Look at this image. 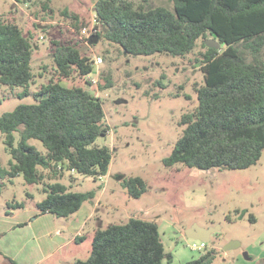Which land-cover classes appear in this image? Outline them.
<instances>
[{
  "label": "trees",
  "instance_id": "obj_1",
  "mask_svg": "<svg viewBox=\"0 0 264 264\" xmlns=\"http://www.w3.org/2000/svg\"><path fill=\"white\" fill-rule=\"evenodd\" d=\"M170 1L173 9L137 7L129 0H97L96 29L103 33L97 30L95 36L102 35L131 56L184 57L200 39L209 35L217 39L225 48H206L202 54L204 84L197 88L198 107L183 116V133L163 163L203 171L248 169L264 152V64L247 60L239 45L253 56L264 52V0ZM65 14L79 29L78 16ZM32 59L31 40L20 26L0 20V88H22L17 96H30ZM53 60L60 78L69 79L74 72L89 77L94 71L93 61L74 45L57 44ZM33 96L37 104H21L0 117V131L11 156L7 167L0 164V195L6 182L19 176L30 185L44 183L40 169L55 174L66 169L96 179L106 176L112 153L106 146L95 145L109 133L101 99L83 87L58 81L43 85ZM17 131L21 138L15 146ZM31 140L40 141L46 152H40ZM122 186L135 199L147 191L139 176L124 180ZM43 191L46 197L37 204L39 212L58 218L75 214L96 195L72 192L59 182ZM8 206L24 204L12 201ZM84 240L79 237L76 242ZM165 255L158 224L130 218L98 229L90 257L73 264H164ZM213 258L209 252L184 264H211Z\"/></svg>",
  "mask_w": 264,
  "mask_h": 264
},
{
  "label": "rangeland",
  "instance_id": "obj_2",
  "mask_svg": "<svg viewBox=\"0 0 264 264\" xmlns=\"http://www.w3.org/2000/svg\"><path fill=\"white\" fill-rule=\"evenodd\" d=\"M129 1L137 7L173 9L170 0ZM96 2L0 0V20L18 24L31 40L34 73L31 95L23 99L17 96L22 88L1 86L0 117L21 104H37L33 95L51 81L83 87L101 99L109 127V133L98 138L95 145L106 146L112 153L106 176L96 179L79 173L67 175L66 169L56 174L40 169L44 183L30 185L22 176L15 178L3 189V199L21 201L30 191L41 200L43 189L55 182L70 191H96L101 195L95 218L99 228L123 224L130 218L156 222L166 253L164 264H184L209 252L214 256L211 264H264V152L257 163L245 170L203 171L183 164L166 167L163 163L183 133V116L198 107L197 88L204 84L201 67L202 54L209 48L207 42L215 46L219 41L211 35L200 39L184 57L131 56L102 35L81 36L80 29L92 31L96 23ZM66 11L78 16L79 29L74 28ZM98 33L102 34V29ZM57 44L77 46L91 61L101 57L103 62L94 65L89 77L74 72L69 79L60 78L53 60ZM224 48L220 44L215 49ZM239 48L247 60L264 64V52L253 56L241 44ZM108 85L111 87L106 88ZM14 136L17 146L20 132ZM4 141L5 135L0 131V164L7 167L11 156ZM30 143L46 152L40 141ZM137 176L144 179L147 191L135 199L122 184ZM8 191H14L16 197ZM194 226L213 230L205 249L194 251L189 247L195 241L187 237V231ZM87 230L90 233L86 241L72 245L66 255L75 254L77 260L90 257L94 236L90 228ZM231 242L238 246L225 250ZM56 263L73 264L68 258Z\"/></svg>",
  "mask_w": 264,
  "mask_h": 264
},
{
  "label": "crops",
  "instance_id": "obj_3",
  "mask_svg": "<svg viewBox=\"0 0 264 264\" xmlns=\"http://www.w3.org/2000/svg\"><path fill=\"white\" fill-rule=\"evenodd\" d=\"M67 172V175L70 172L76 174ZM8 183L13 184L14 181L6 182L5 188ZM5 192L0 195V264H57V260L66 258L74 263L76 255H66L69 248L86 241V235L90 233L88 228L93 236L100 229L98 219L95 221V218L97 208L101 206V195L96 191L94 199L85 202L78 212L67 218L39 212L37 204L46 194L37 200L35 194L28 191L25 199L15 200L24 204L22 208H16L9 207V200L3 199ZM8 192L16 197L14 191ZM79 237H85V240L78 244L76 239Z\"/></svg>",
  "mask_w": 264,
  "mask_h": 264
},
{
  "label": "water",
  "instance_id": "obj_4",
  "mask_svg": "<svg viewBox=\"0 0 264 264\" xmlns=\"http://www.w3.org/2000/svg\"><path fill=\"white\" fill-rule=\"evenodd\" d=\"M207 45L209 46V48H213V47L218 48L220 46V43H216L214 46V45H212V43L207 42ZM212 231H213L212 229L206 230L204 228L194 226L192 229H189L187 231V237L194 239V240H200V241L208 242L210 239V234L212 233ZM237 246H238V243L231 242L225 247V250H230V249H233Z\"/></svg>",
  "mask_w": 264,
  "mask_h": 264
},
{
  "label": "built area",
  "instance_id": "obj_5",
  "mask_svg": "<svg viewBox=\"0 0 264 264\" xmlns=\"http://www.w3.org/2000/svg\"><path fill=\"white\" fill-rule=\"evenodd\" d=\"M96 21V20H95ZM96 24L97 22L95 23L92 31H88L87 28H83L81 29L80 33L82 34L81 36H88L90 33H96L98 29H96ZM103 62V59L101 57H98L96 58L94 61H93V65L95 66H98L99 64H101ZM195 242H193L192 244H190V249L191 250H194V251H199V250H202V249H205L207 247L206 245V242L204 241H200V243L196 242V240H194Z\"/></svg>",
  "mask_w": 264,
  "mask_h": 264
}]
</instances>
